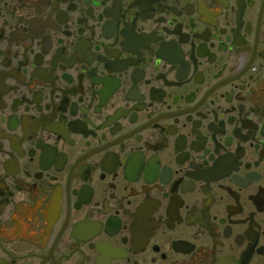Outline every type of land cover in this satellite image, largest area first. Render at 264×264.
Masks as SVG:
<instances>
[{"label": "flooded vegetation", "instance_id": "1", "mask_svg": "<svg viewBox=\"0 0 264 264\" xmlns=\"http://www.w3.org/2000/svg\"><path fill=\"white\" fill-rule=\"evenodd\" d=\"M0 264H264V0H0Z\"/></svg>", "mask_w": 264, "mask_h": 264}]
</instances>
